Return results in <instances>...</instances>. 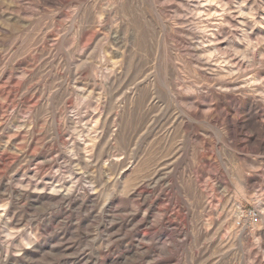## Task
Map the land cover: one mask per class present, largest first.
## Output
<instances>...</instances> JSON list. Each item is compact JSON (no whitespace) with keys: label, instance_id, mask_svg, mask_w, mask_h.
Instances as JSON below:
<instances>
[{"label":"rangeland","instance_id":"rangeland-1","mask_svg":"<svg viewBox=\"0 0 264 264\" xmlns=\"http://www.w3.org/2000/svg\"><path fill=\"white\" fill-rule=\"evenodd\" d=\"M0 264H264V0H0Z\"/></svg>","mask_w":264,"mask_h":264},{"label":"built area","instance_id":"built-area-1","mask_svg":"<svg viewBox=\"0 0 264 264\" xmlns=\"http://www.w3.org/2000/svg\"><path fill=\"white\" fill-rule=\"evenodd\" d=\"M250 220H256L258 218L257 213L251 212L249 213Z\"/></svg>","mask_w":264,"mask_h":264},{"label":"bare ground","instance_id":"bare-ground-1","mask_svg":"<svg viewBox=\"0 0 264 264\" xmlns=\"http://www.w3.org/2000/svg\"><path fill=\"white\" fill-rule=\"evenodd\" d=\"M241 11V10H240ZM244 14V13H243ZM141 100V99H140ZM128 170V169H127ZM127 189V188H126ZM7 207V206H6Z\"/></svg>","mask_w":264,"mask_h":264}]
</instances>
